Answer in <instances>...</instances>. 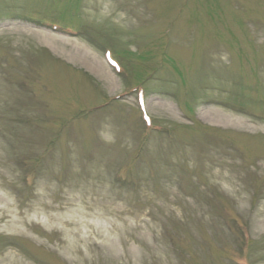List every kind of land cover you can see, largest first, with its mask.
Instances as JSON below:
<instances>
[{
  "label": "rangeland",
  "instance_id": "374dc122",
  "mask_svg": "<svg viewBox=\"0 0 264 264\" xmlns=\"http://www.w3.org/2000/svg\"><path fill=\"white\" fill-rule=\"evenodd\" d=\"M0 264H264V0H0Z\"/></svg>",
  "mask_w": 264,
  "mask_h": 264
},
{
  "label": "bare ground",
  "instance_id": "6f19581e",
  "mask_svg": "<svg viewBox=\"0 0 264 264\" xmlns=\"http://www.w3.org/2000/svg\"><path fill=\"white\" fill-rule=\"evenodd\" d=\"M37 26H39V25H37ZM26 28H24V29L29 31V32H33L36 35H38L37 37H40L43 40V42L45 43V45H47L48 47H53L54 43H56V42L60 41L61 39H63L60 36H58V34H55L57 32L53 33L54 31L44 29L42 26H40V29L43 28V29H41V31H39V30L36 31L34 29H33L34 31H32L31 27L30 28L26 27ZM85 56H87V55L85 54ZM91 63H92V65L95 68H97L98 70L101 71V67L100 66H97V64L92 62V61H91ZM206 118L210 119L211 121H213V124L214 123H219V124H223V126L245 123V121L242 120L241 118H238V117L230 115V114L229 115L228 114H223L222 112H217L214 109H210L208 111ZM9 223H10V221H9Z\"/></svg>",
  "mask_w": 264,
  "mask_h": 264
}]
</instances>
